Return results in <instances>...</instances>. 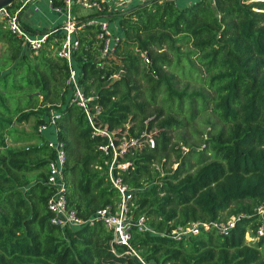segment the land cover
<instances>
[{
    "label": "trees",
    "instance_id": "1",
    "mask_svg": "<svg viewBox=\"0 0 264 264\" xmlns=\"http://www.w3.org/2000/svg\"><path fill=\"white\" fill-rule=\"evenodd\" d=\"M22 3L5 6L20 14ZM74 16L84 104L58 54L64 33L34 50L0 16V264H264V0H137ZM101 17L121 36L104 56ZM50 115L66 205L114 212L111 167L130 189L127 244L100 218L52 221V150L39 130ZM231 216L226 230L171 234Z\"/></svg>",
    "mask_w": 264,
    "mask_h": 264
},
{
    "label": "built area",
    "instance_id": "2",
    "mask_svg": "<svg viewBox=\"0 0 264 264\" xmlns=\"http://www.w3.org/2000/svg\"><path fill=\"white\" fill-rule=\"evenodd\" d=\"M35 0H23L21 5L25 7L27 3L34 2ZM133 1V0H132ZM131 0H63V3L57 6L52 5V0H48L52 9L63 15V24L61 25V31L64 33V37L58 48V54L65 57L69 65V82L74 88L75 95L81 104H84L85 97L81 89L76 84V68L73 64V49L78 44L76 34V21L72 11L74 5H79L83 8L92 10H102L105 6L118 9L128 3ZM34 9L38 10V5L34 4ZM20 8L14 12H9L8 8L4 5L0 7V16L6 19L7 26L17 35L24 38V42L31 49H39L46 37L54 33L55 31H44L42 33H33L27 29L20 20L19 16ZM101 40V55H107L113 52L117 42L120 39L119 29L115 26V30L110 28V23L105 19H99V31L97 34ZM54 40H56L54 38ZM40 132L46 136L47 146L52 150V155L48 161V176L47 183L53 186L54 192L48 199V207L53 213L52 221L61 225H82L85 223H92L94 219L100 218L104 221L106 227L113 231V241L118 243H128L130 237V229L133 221L128 216L127 200L130 198V189L120 179V177L113 175L111 167L109 168V177L112 184L120 192V201L118 202L116 210L113 212L111 206L99 208L90 217H83L77 213L74 208L66 205L65 196V182L63 178V166L65 162V151L63 142L57 137V125L55 122V115H50L49 119L39 125ZM131 143L135 142L131 139ZM110 144L113 147L112 141ZM116 151L114 150V156ZM126 165V164H122ZM257 211L262 217V222L256 227V237L264 238V208L262 206L257 207ZM143 218L140 217L136 223L139 227L142 226ZM234 224V216H231L225 222L217 221H194L186 226H179L172 230L173 236H180L187 233H195L201 227H209L211 225L219 227L221 230H226ZM248 238H252L247 233ZM134 253L135 251L132 250ZM136 254V253H135ZM137 255V254H136ZM139 257V256H138ZM140 260H142L139 257ZM143 264H147L142 260Z\"/></svg>",
    "mask_w": 264,
    "mask_h": 264
},
{
    "label": "crops",
    "instance_id": "3",
    "mask_svg": "<svg viewBox=\"0 0 264 264\" xmlns=\"http://www.w3.org/2000/svg\"><path fill=\"white\" fill-rule=\"evenodd\" d=\"M41 1L43 0H35L33 2L38 5V10H35L30 3H27L25 7L22 8L21 13L19 14L21 22L33 33H42L49 30L56 32L61 30V25L64 20L63 15L55 12L51 5L50 9L44 2L42 3ZM39 2L44 5L42 10L40 9ZM40 11L44 13L43 16L42 14L39 15V13H41Z\"/></svg>",
    "mask_w": 264,
    "mask_h": 264
},
{
    "label": "rangeland",
    "instance_id": "4",
    "mask_svg": "<svg viewBox=\"0 0 264 264\" xmlns=\"http://www.w3.org/2000/svg\"><path fill=\"white\" fill-rule=\"evenodd\" d=\"M131 1H132V0H131ZM133 1H137V0H133ZM41 2H42V3L44 2V3L50 8V4H49L48 0H43V1H41ZM42 3L39 2V6H40V9H41V10L43 9V6H44V5H42ZM30 4H31L32 7L34 6V3H33V2H31ZM50 9H51V8H50ZM46 10H47V7H46ZM72 11H73L74 14H75V13H78V14H84V13H87V12H90V11H94V10H92V9H88V8H83V7L79 6V5H74ZM40 12H41V11H40ZM41 14H42V16L44 15L43 12L39 13V15H41ZM36 17H38V16H36ZM100 19H105V20H107V21L110 23V28H111L112 30H115V24H114L113 21L108 20L106 17H101Z\"/></svg>",
    "mask_w": 264,
    "mask_h": 264
},
{
    "label": "water",
    "instance_id": "5",
    "mask_svg": "<svg viewBox=\"0 0 264 264\" xmlns=\"http://www.w3.org/2000/svg\"><path fill=\"white\" fill-rule=\"evenodd\" d=\"M12 0H0V7L9 4Z\"/></svg>",
    "mask_w": 264,
    "mask_h": 264
}]
</instances>
